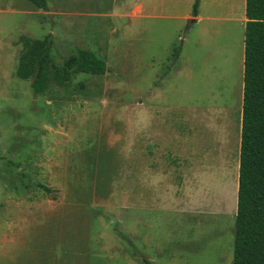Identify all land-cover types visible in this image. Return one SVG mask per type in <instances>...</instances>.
<instances>
[{
    "label": "rangeland",
    "instance_id": "obj_1",
    "mask_svg": "<svg viewBox=\"0 0 264 264\" xmlns=\"http://www.w3.org/2000/svg\"><path fill=\"white\" fill-rule=\"evenodd\" d=\"M45 1L0 0V264H232L241 0Z\"/></svg>",
    "mask_w": 264,
    "mask_h": 264
},
{
    "label": "trees",
    "instance_id": "obj_2",
    "mask_svg": "<svg viewBox=\"0 0 264 264\" xmlns=\"http://www.w3.org/2000/svg\"><path fill=\"white\" fill-rule=\"evenodd\" d=\"M46 9L45 0H28ZM195 0L192 15H197ZM242 116L232 264H264V0H245ZM175 50L173 56L176 57ZM45 192L50 187L41 185ZM146 264H153L144 257Z\"/></svg>",
    "mask_w": 264,
    "mask_h": 264
},
{
    "label": "crops",
    "instance_id": "obj_3",
    "mask_svg": "<svg viewBox=\"0 0 264 264\" xmlns=\"http://www.w3.org/2000/svg\"><path fill=\"white\" fill-rule=\"evenodd\" d=\"M134 1L135 2L133 3V8H132V19H141L142 17H147L151 20L157 18V19L177 20L180 22H185L188 21L189 19H194V23L191 25V28L194 27L195 23H197L202 18L208 21H217L218 25H220V22H227V23L231 22L232 26L235 25L236 22L239 20L236 17L232 16V12H223V14H217V15L213 14V16L208 13L205 16H202V14L199 11L201 0L198 1L197 15L195 16L192 15V8L195 0H134ZM241 3H242V7H244V10L242 9L241 11L240 23L242 22L241 25L244 27L246 21L245 0H241ZM231 7L232 9L234 8L233 0L231 2ZM117 8L119 7L117 6ZM228 15L232 17H228ZM232 26L229 27V25H226L227 28L225 29L224 32L225 38L227 33L230 32V30L233 28ZM217 28H218L217 29L218 32H215L216 36L217 33H219V26ZM224 43L225 45L230 44L227 38H226V42ZM218 48L220 47L218 46ZM224 50L226 51V48H224ZM181 55L182 52H180L179 54L178 57L179 60L181 59ZM224 56H225V60H227L226 57L228 58V55L225 54ZM183 67H184L183 65H178V70H177L178 73H181L183 71ZM240 131H241V125H240ZM137 132L139 134V120L137 121Z\"/></svg>",
    "mask_w": 264,
    "mask_h": 264
},
{
    "label": "water",
    "instance_id": "obj_4",
    "mask_svg": "<svg viewBox=\"0 0 264 264\" xmlns=\"http://www.w3.org/2000/svg\"><path fill=\"white\" fill-rule=\"evenodd\" d=\"M194 23V19H189L186 23L185 29H184V33H186L188 31V29L191 27V25Z\"/></svg>",
    "mask_w": 264,
    "mask_h": 264
}]
</instances>
